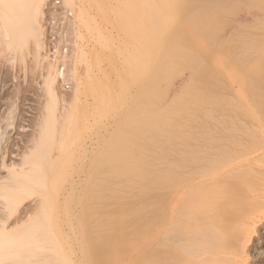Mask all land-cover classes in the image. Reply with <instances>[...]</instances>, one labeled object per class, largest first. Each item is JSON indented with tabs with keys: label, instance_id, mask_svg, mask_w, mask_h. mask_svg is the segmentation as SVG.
I'll return each instance as SVG.
<instances>
[{
	"label": "bare ground",
	"instance_id": "obj_1",
	"mask_svg": "<svg viewBox=\"0 0 264 264\" xmlns=\"http://www.w3.org/2000/svg\"><path fill=\"white\" fill-rule=\"evenodd\" d=\"M117 1L109 27L118 30L116 51L120 67L117 69L114 65L113 69L119 70V88H127L139 71L140 36L144 33L155 36L145 41L144 47H150L148 41L159 43L158 76L154 84L158 89L153 91L152 98L146 94L144 105L135 103L130 111L118 114L117 126L128 132L118 149L104 151V159L99 162L87 156L91 159V162L87 160L89 167L81 166L80 172H76L84 174L73 173L75 177L71 175L65 184L62 182L66 180L62 177L65 172L61 170L63 180L55 178L61 179L63 187L60 181L50 187V175H57L51 174L53 168L52 172L48 169L46 172V176L50 174L51 177H46L50 178L49 182L44 174L39 177L44 180L33 178L40 167L39 164L35 166V173L30 164L25 167L27 156L22 160L24 163L3 162V167L9 171L6 173L9 175L4 174V179H0V198L6 207L3 208L12 212L17 204L21 205L23 192L28 193L31 188L35 192L41 190H38L37 199H40L36 200L35 208L29 206L33 211L28 209L30 214L24 219L15 215L18 218L14 216L17 219L10 223L8 215L11 213L4 209L0 212V264H246L248 243L264 218V0ZM42 2L0 0V39L4 37V43L0 40V44L7 42L6 45L14 50L16 39L24 40L23 36H28L30 30L35 33L32 34L38 50L43 49L39 37L42 31L36 22L33 23L42 13ZM183 2L190 3V7L181 19ZM89 3L95 6L99 17H92L90 12L81 9L82 6L81 10L77 8L81 19L78 18L89 31L92 46L85 51L77 45V55H72L77 62H85V70L80 74L75 61L72 68L67 65L74 82L70 81L74 84V92L72 97L69 95L73 105L81 102L85 91L101 92L107 87L101 79L106 70L99 55L108 47V36L101 23L110 18L107 11L112 7L107 1L89 0ZM141 22L144 24L142 30ZM23 29L28 30L26 34L21 31ZM3 47L13 51L9 46ZM61 60L60 67L66 65ZM50 61L40 84H43L42 93L45 91L49 101L54 103L59 100L55 83L60 73L63 77L66 75L57 63L55 65L57 61ZM180 63L188 70L184 85L172 90L168 103L162 102L152 109L153 98L154 102L167 100L160 88L161 82L168 84L167 70L175 67L179 71ZM61 100L63 105L65 100L62 97ZM49 101L44 102L45 108L56 110L59 102L54 107ZM11 107L16 108L17 104ZM11 107L0 114V144L8 141V133L18 121L15 120L17 108ZM55 114H51L52 120ZM47 119L44 122L48 129ZM49 120L52 123L51 118ZM44 122H39L42 130ZM108 140L109 137L106 142ZM100 167L105 169L99 172ZM50 183L53 185L52 181ZM35 184H39L36 190ZM27 187L29 191L25 192ZM103 206L105 211L101 209ZM95 209L99 213L94 218ZM73 240H79L78 259L71 255Z\"/></svg>",
	"mask_w": 264,
	"mask_h": 264
},
{
	"label": "rangeland",
	"instance_id": "obj_2",
	"mask_svg": "<svg viewBox=\"0 0 264 264\" xmlns=\"http://www.w3.org/2000/svg\"><path fill=\"white\" fill-rule=\"evenodd\" d=\"M62 1L61 0H59V1L58 0H53V1L52 0H43V2H42V13L40 14L39 17L37 16L35 18L36 20H34V22H33V23L36 22L37 23L36 26L38 25V28H40V30L42 31L41 32L39 30V32H41V34L39 33V37L41 38V40L43 42V49L41 48L40 51L36 47L35 42L37 40L34 39L35 35L33 36V34H35V33L29 30V33L27 34L28 36L24 35L28 31V30L24 31L25 27L23 30H21V31L25 32L23 34L25 36V37L23 36V38H25V39L24 40L21 39V40H23V41H21V40H18V38H17L16 39L17 42L16 43L13 42V43H15L14 48L16 47V44H17V47H18V48L16 47L17 49L15 48L13 50V48L11 49V45H6V44H8L6 42V39H5L6 44H3L4 43V37H3V40L0 39L1 41H3V43L0 44V47H1L0 48V53H1L0 54V111L2 109L0 114L2 112L4 113L6 111V109H9L11 106H15L17 104V107H16L17 109L15 107L14 108L11 107V108L13 110L16 109L15 110L16 111V119L15 120H18L17 122L15 121L16 123H13V125L15 124L13 129L9 128L11 131H10V133H8V135H10V136L5 135V137L8 136L10 139L7 138L8 141H6V142L4 141L5 143L2 142L0 144V145H2L0 147V151H1V154H0V161H1L0 162V167H1L0 168V177L1 178L0 179H2V178L4 179V174L6 176L9 175V174H6L9 172V171H7L8 169L6 167H3L4 161H8V162L9 161H12V162L15 161V163L20 164L23 162L22 160L25 161L26 157H24V156H27V160H26L27 164H25V167H26V165L30 164L33 168H35V170L32 171L33 173H35L37 170V167H35V166H38V164H39L38 167H40L38 169L39 175L36 172V174H35L36 177H33L34 175L32 173H30V175H33L32 176L33 178L39 179V181H41V180H44L46 177L51 176L52 178L51 177L50 178H51V181L53 182V185H51L52 183H50L51 182L50 178H46V180L48 182L50 181L49 182L50 187L54 186V184L56 182H59L62 179V177H65V179H66L65 181L62 179L63 180L62 182H64V184L67 183L70 180V178H72L73 176L75 177V174L76 175L78 174L76 172H80L78 169L81 168V166L86 167L87 164L89 165V163L91 162V159L93 161V159L95 158L94 161L99 162V161L104 159V157L102 156L104 151L107 152V151L113 150L115 148L118 149V145L123 143L128 137V132H124L122 127L117 126V123H119V115L118 114H120L122 111H127V110L130 111V109L133 107V105L135 103H137L138 105H141V106L144 105V101L146 100V97H145L146 94L151 96L149 98H152L153 97V91L155 89H158V88L154 87V84H156L157 76H158V74H157V69H158V64H159L158 48H160V47H159V43L154 42V41H148L147 43L150 45V47H144L143 43L145 41L155 37L152 34H144V33L141 34V36L139 34L140 42H141V47H140L141 58H140L139 71H138V73H136V75L134 77V81H132L128 85L127 88H124V89L119 88V85H118V83H119L118 82L119 81V78H118L119 70H117V69H119V67H120V62L118 60V54L116 51L117 45H118V30L117 29L114 30V29H112V27H109V24H110L109 21L111 20V17H113L112 15L114 14L113 13V7L118 4V1L117 0H100L101 2L107 1V3L110 5V7H112V10L110 9L109 11H107V15L110 18L108 20L102 21V23H101L102 30L105 31L106 35L108 36V47H105L103 49L104 54L99 55V58L101 60V65H103V68L106 70L105 75L101 76V79H103V81L107 83V87L105 89H103L101 92H95L93 90L85 91L84 94H82V96H84L86 99L83 97L80 103H78L77 105H73L72 100H71V97H72L71 94L73 95L72 92H74L73 91L74 90V84L70 83V81L73 82V79H71L72 75L69 72V70H70V68L73 67L72 65H73L74 61L77 62V58L75 57L77 55L75 49H76V46L78 45V46H81L85 51H87V49H90V47L92 46V40L90 39L89 33H88L89 31L82 24L81 20H79V18L81 19V17H80V13H79L80 11H78L77 7L79 6V10L84 9V11L90 12L91 13L90 15L92 17H96V16L99 17V15H98V12L96 11L95 6L92 3H89V0H71V2H70V0H66V1L62 0ZM55 3L57 5V9H56ZM63 3H65L66 5ZM70 3H72V4H70ZM189 4L186 2L181 3V11L179 14L181 19H183L187 15V13L189 11V7H190ZM63 5H64V7H63ZM70 6H71V8H70ZM80 6H82L81 9H80ZM44 7L46 8V10H44L45 9ZM72 7H74V8H72ZM48 8H49V10H48ZM52 8H54L55 10ZM69 8H70L71 12L68 11ZM60 9H62V11ZM59 12H60V14H58ZM54 13L55 14L57 13L58 15L57 14L55 15ZM72 13H73V15H72ZM45 15H46V17H45ZM52 15H53V17H52ZM59 15L61 18H58ZM77 15H79V16H77ZM76 16H77V18H76ZM55 17H56V19H55ZM72 17H74V19ZM65 18H67V20H65ZM47 20H48V22H47ZM53 20H55L56 22ZM63 20H64V22H63ZM44 21L47 24H45ZM75 21L79 22V23L76 24ZM54 22H55V24H54ZM24 23L27 24L28 21L27 22L24 21ZM24 23H22V24L24 25ZM39 23H40V25H39ZM43 24H44V27H43ZM62 25H63V27H62ZM69 25H71V26L69 27ZM143 26H144V24L141 22V30H142ZM51 27H53V28H51ZM68 27H69V29H68ZM1 31H0V33L2 35ZM62 31H63V33H62ZM30 32H31V34H30ZM67 32H69V33H67ZM71 34H72V37H71ZM0 37H2V36H0ZM74 37L75 38L77 37L76 40ZM62 38L64 40H62ZM49 39H51V40H49ZM66 39H68V40L70 39V40L68 41ZM19 41H21L20 44L18 43ZM74 41H76V45H75ZM50 42L51 43L53 42V44H51ZM25 43H26V45H25ZM27 43H29V44H27ZM49 43H50V45H49ZM62 43H63V45H62ZM68 43H70V44H68ZM2 44L5 46H9V49L13 50L14 52L5 49L6 47H3ZM21 44H22V46H21ZM24 45H25V47H23ZM57 45H58V47H59V45H61L63 47L60 46L61 48L59 47V49H58ZM45 46L47 47V49ZM68 47H70V48H68ZM50 49H51V51H50ZM65 49H67V50H65ZM6 51H9V52L7 53ZM60 51H62L63 53ZM51 52H53V53H51ZM57 52H60V53H57ZM69 53H71V54L69 55ZM64 54L66 55V57H63ZM40 55L44 56V57H42V59H41ZM72 55H75V56H72ZM55 56L58 58H56ZM11 57H14V58H11ZM62 57H63V59H62ZM69 57H73V58L68 59ZM9 58H10V61H9ZM53 58H54V60H53ZM65 58L71 63L70 65H69V62L66 61ZM46 59L48 60L47 61L48 63L46 62ZM49 59L51 60L50 62H52V63H53V61H57V62H54L55 65L57 63V66L59 64L58 62H60L61 59L66 62V65L64 63L65 66L63 64H61V67L64 66L63 67L64 69H62L60 66H58V67H60V69L63 70V72H65L64 76L66 75L67 78L61 76L62 73H60L61 75H59L60 77L58 79V82L55 83L56 89H57L56 92H58L56 94L59 97V100H58L59 103L58 102L53 103L52 101H51L52 102L51 103L49 101V96H46L47 94L45 93V91H43V93H42L43 84L41 85L40 83L44 81V78H45L44 75L48 71L47 66L49 65ZM62 60H61V63L64 62ZM184 60L185 59L183 58L182 61H184ZM38 61L40 62V64L42 62V64L40 65L38 63ZM37 63H38V65H37ZM67 65L69 67L70 66H72V67L69 68ZM74 65L77 66L79 73L83 74V72L85 70V68H84L85 62L82 60H79ZM114 65L116 67L118 66V68L113 69ZM179 65H180L178 67L179 71L175 67L167 70V74L169 75V78L167 80V82H169L168 84H166L164 81L161 82L160 88L164 94V97L167 100L165 101V99H164L163 101L161 100L159 102H154V98H153V103L151 105L152 109H156L157 107L162 105L161 104L162 102L168 103L170 100V99H168V97L172 93L173 89H175L176 87H178V89L182 88L181 84H183V82H184L183 79L185 77H187L188 70L185 69L186 66L184 63H180ZM181 66H182V70H180ZM61 70H60V72H62ZM42 73H43V75H42ZM66 73H68V75ZM98 75H101V74L99 73ZM13 76H14V78H13ZM8 77H10V78H8ZM41 77H42V79H41ZM4 81H5V83H4ZM60 81H62V82L60 83ZM27 84H29L28 88H27ZM19 85H21V86H19ZM15 89L17 92H15ZM11 91H12V93H11ZM37 92L39 95L37 94ZM41 94L43 97L41 96ZM67 96H68V98H66ZM61 97H62V99L65 100V101H63L64 102L63 105H62ZM94 97H96V99H94ZM6 99L8 100V102ZM10 99L14 105L12 103H9ZM46 101H49V103L52 104L54 107L58 103V105H56L57 106L56 110H55V108H52L53 110L50 109L51 111H54L56 113L55 114L56 117L53 118L55 121L52 120V117L54 116V112H51L49 109L47 110V108H45L44 102L47 103ZM69 101L71 103H69ZM65 102H66V104L68 102L67 106L69 108H67ZM7 104L9 106H7ZM3 106H5V107H3ZM57 108H58V110H57ZM3 109L5 111H3ZM48 111H50V112H48ZM60 111L61 112L63 111L62 115H60L61 114ZM65 112L67 115L65 114ZM38 113H40V115ZM48 113H50V114H48ZM57 113H59V115ZM42 114H45L44 115L45 117L43 116V118H45L44 120L41 116ZM51 114H53V116ZM47 115H50L49 117H47L48 119L46 118ZM17 116L19 117V119ZM40 116H41L42 120H41V118H39ZM57 116L59 117V119ZM50 118L52 120V123H54L55 125H51L52 123L49 120ZM55 118H57V119H55ZM46 119H47V123H49V125H47L48 129L45 126L46 123L44 122ZM20 120H21V122H20ZM48 120L50 122H48ZM58 120L59 121L61 120V121L58 122ZM41 121H42V123L44 122V125L42 124L43 126L41 128H43L45 126V128H43V130L46 129L45 131L40 129L39 122L41 123ZM61 122L63 125L61 124ZM50 126H52V127L50 128ZM107 129H111V130L108 131ZM54 130H55V132H53ZM100 132L102 133V135H100L101 134ZM32 133H34V134H32ZM45 133H46V135H45ZM106 137L110 138V141L108 140L109 142H106L107 141ZM94 138H95V140H94ZM24 139H26L25 142H24ZM42 139L44 141H42ZM103 139H106V141L104 140L106 143L103 142ZM92 140H93V142H92ZM11 141L13 144L11 143ZM30 141H31L32 145H30ZM36 141H37V143H36ZM39 141H40V143H39ZM33 143H35V144H33ZM3 146H6V147H3ZM8 149H11V150H8ZM88 150H90V152ZM23 152H25V153L23 154ZM84 152H85V154H84ZM93 152L95 154H93ZM42 154H43V156H42ZM46 154H48L49 156ZM90 155H91V157L92 156L93 157L91 158ZM87 156L90 157L91 159H88ZM28 158H29L30 163L28 161ZM47 158L50 160H48ZM46 159H47V161H46ZM51 159H53L54 161L53 160L51 161ZM87 160L90 162H87ZM50 162H52V163H50ZM41 164H42V166H41ZM45 164H48V166L47 167L44 166ZM55 164H56V166H59V167H56ZM44 167H46V168L44 169ZM55 167H56V169L59 168L58 170H60V171L59 172H58V170L56 171ZM87 167H89V166H87ZM27 168H28V166H27ZM52 168H53V170H52ZM47 169H48L49 173L52 170L53 172L54 171L55 172L53 173L51 171L52 172L51 174H57V175L53 176V175L48 174L46 176ZM62 169L65 173H62V171H61ZM104 169H105L104 167H100L99 172L104 170ZM43 171H44V173H43ZM60 172L62 173V177H61ZM73 173H75V174H73ZM40 174H44L45 178L43 177L40 179L39 178V177H41ZM83 174H84V172H81L80 175L78 174V176H82ZM37 175H38V177H37ZM44 175H42V176H44ZM71 175H72V177H71ZM55 177L56 178L60 177L61 179L57 181L58 178L56 179ZM54 179L56 181H53ZM0 181H2V180H0ZM45 181H43V182H45ZM59 183L61 185V181ZM59 183H57L56 185H58L60 187ZM30 185H31V183H30ZM35 185H33V188L35 187V190H36V188L39 184H37L36 186ZM61 186L63 187V185H61ZM28 187H27V190H25V192L29 191ZM42 187H43V185H42ZM30 188H31V186H30ZM31 190H32V188L30 189V191ZM38 190H41V189L39 188ZM38 190H37V192H35L34 190H32L31 192L29 191L30 193H33L34 195L33 194L30 195L29 192L28 193L23 192L25 195L28 194L30 196L27 198L28 195H26V197H25L24 194L22 193L23 196L20 199H23V201H21L23 204L21 202H20L21 205L17 204V207L15 206L17 209H14V207H13V209L16 210V212H13L14 210H12V212H10L9 210L5 209L6 207L2 203V200H1L2 198H0V206H2V207H0V212L1 211L3 212V209H4V211H9V213H11L10 215H8L9 216L8 221L10 223L11 222L14 223L15 219H17L19 215H20V218L22 217L24 219L25 218L24 216L26 215V217H27V215L30 214L29 211H33V209L35 208L36 203H37L36 200L40 199V198L37 199V197L40 196V195L37 196ZM105 191H106V189H105ZM53 192L54 191H52V193ZM56 192H57V190H56ZM101 204L103 205V200H101ZM29 206H31L33 209L30 207L31 208V210H30ZM3 207H5V208H3ZM28 209H29V211H28ZM101 209H102V211H105L106 207L103 206ZM21 210H24L25 212L24 211L21 212ZM98 213L99 212H97V209H95L93 217L95 218V214H98ZM15 215H18V216H15ZM10 216H11V218H10ZM14 216L17 218L14 219ZM90 217H92V216H90ZM12 219H14V222ZM257 228H258L257 232L255 233V235H253V240H251L248 243V252H247L248 253V261L246 262V264H264V218L258 223ZM71 244H72V249H73V252L71 255L74 258L78 259L80 256L79 240H73Z\"/></svg>",
	"mask_w": 264,
	"mask_h": 264
}]
</instances>
